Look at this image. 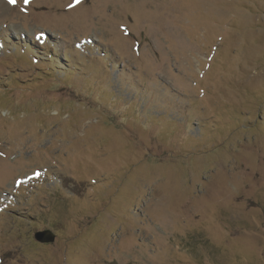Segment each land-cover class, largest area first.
<instances>
[{"label":"rangeland","instance_id":"374dc122","mask_svg":"<svg viewBox=\"0 0 264 264\" xmlns=\"http://www.w3.org/2000/svg\"><path fill=\"white\" fill-rule=\"evenodd\" d=\"M0 264H264V0H0Z\"/></svg>","mask_w":264,"mask_h":264},{"label":"water","instance_id":"95a60500","mask_svg":"<svg viewBox=\"0 0 264 264\" xmlns=\"http://www.w3.org/2000/svg\"><path fill=\"white\" fill-rule=\"evenodd\" d=\"M44 233H42V232H37V234H36V237H37V239H40V240H43L44 238H42ZM46 240H48V239H46Z\"/></svg>","mask_w":264,"mask_h":264},{"label":"snow or ice","instance_id":"6c2138e0","mask_svg":"<svg viewBox=\"0 0 264 264\" xmlns=\"http://www.w3.org/2000/svg\"><path fill=\"white\" fill-rule=\"evenodd\" d=\"M12 3H16V0H11ZM29 0H24V3H28Z\"/></svg>","mask_w":264,"mask_h":264}]
</instances>
